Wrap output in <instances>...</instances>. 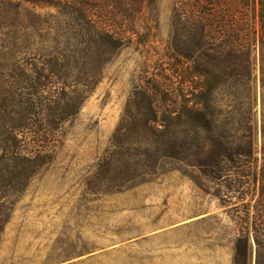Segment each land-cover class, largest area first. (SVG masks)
Listing matches in <instances>:
<instances>
[{
  "label": "rangeland",
  "instance_id": "obj_1",
  "mask_svg": "<svg viewBox=\"0 0 264 264\" xmlns=\"http://www.w3.org/2000/svg\"><path fill=\"white\" fill-rule=\"evenodd\" d=\"M174 2L145 26L42 27L55 10L30 4L3 13L0 264H255L259 34L249 79L221 86L223 30L175 22Z\"/></svg>",
  "mask_w": 264,
  "mask_h": 264
},
{
  "label": "trees",
  "instance_id": "obj_2",
  "mask_svg": "<svg viewBox=\"0 0 264 264\" xmlns=\"http://www.w3.org/2000/svg\"><path fill=\"white\" fill-rule=\"evenodd\" d=\"M158 3L159 0H0V25L8 23L7 18L2 16L8 9H19L30 4L55 10L40 20L42 24L39 25L42 27L54 25L52 23H64L67 26L83 23L91 27L105 28L145 26L150 22H157L152 15ZM174 6V20L177 23L202 30L214 26L223 30V37L217 40L222 54L221 86L233 81V73L249 79L251 62L247 42L251 35L255 38L259 34L264 87V0H175ZM194 93L193 90L191 94ZM199 113L197 104H189L186 115L191 126L196 127ZM229 113L228 111L227 114ZM221 137L222 140L226 139L224 134ZM218 148V159L233 157V153H228L233 150L232 142L221 141ZM255 243V264H264V234L255 235Z\"/></svg>",
  "mask_w": 264,
  "mask_h": 264
}]
</instances>
